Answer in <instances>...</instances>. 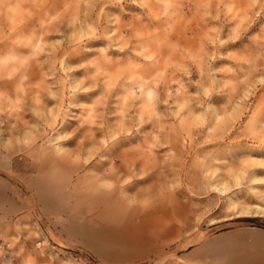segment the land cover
Instances as JSON below:
<instances>
[{
    "label": "rangeland",
    "instance_id": "1",
    "mask_svg": "<svg viewBox=\"0 0 264 264\" xmlns=\"http://www.w3.org/2000/svg\"><path fill=\"white\" fill-rule=\"evenodd\" d=\"M0 264H264V0H0Z\"/></svg>",
    "mask_w": 264,
    "mask_h": 264
},
{
    "label": "bare ground",
    "instance_id": "2",
    "mask_svg": "<svg viewBox=\"0 0 264 264\" xmlns=\"http://www.w3.org/2000/svg\"><path fill=\"white\" fill-rule=\"evenodd\" d=\"M91 127V126H89ZM88 127V128H89ZM92 128V127H91ZM90 130V129H89ZM88 130V131H89ZM84 141V140H83ZM90 141V140H89ZM89 144V142H88ZM87 144V145H88ZM91 144V143H90ZM86 145V144H85ZM84 145V146H85ZM78 149V148H77ZM85 149V147H84ZM97 149V148H96ZM100 150V149H99ZM81 152V151H80ZM99 152V151H97ZM99 154V153H98ZM120 154V153H119ZM122 154V152H121ZM125 154V153H124ZM57 159V158H56ZM91 159V158H90ZM52 160V159H51ZM59 160V159H58ZM64 160V159H63ZM92 160V159H91ZM114 160V159H113ZM95 161V160H94ZM117 161V160H116ZM73 162V161H72ZM90 162V161H88ZM64 163V162H63ZM91 164V163H90ZM121 165V164H120ZM137 165V164H136ZM139 166V165H138ZM48 167V166H47ZM115 163H112L109 167H104L103 168V171H111L113 172V170L115 169ZM92 168V167H91ZM125 168V167H124ZM72 170V169H71ZM93 170V169H91ZM119 171V170H117ZM106 173V172H104ZM107 174V173H106ZM48 175V174H47ZM42 176V175H41ZM112 176V175H111ZM114 176V175H113ZM101 177V176H100ZM110 177V176H109ZM47 178V177H46ZM44 179V178H43ZM99 179V177H98ZM106 180V179H105ZM46 182V181H45ZM53 182V181H52ZM59 182V181H58ZM61 182V181H60ZM50 183V182H49ZM53 184V183H52ZM59 184V183H58ZM43 185V184H42ZM55 186V185H54ZM43 187V186H42ZM33 188V186H32ZM54 188V187H53ZM41 189V188H40ZM124 189V188H123ZM33 190V189H32ZM43 190V188L41 189ZM52 190V188H51ZM56 190V188H55ZM40 191V190H39ZM118 191V190H117ZM61 192V191H60ZM123 192V191H122ZM53 194V193H52ZM2 195V194H1ZM47 195V194H46ZM62 196V195H61ZM65 196V195H64ZM41 197V196H40ZM127 197V196H126ZM64 198V197H63ZM67 197H65L66 199ZM50 199V198H49ZM41 200V199H40ZM38 201V200H37ZM50 201V200H49ZM122 199L120 197H117L115 196L112 192H103L101 193L100 195H98L96 197V199L94 200L93 198V201L92 202V207L91 206H87L83 203V200L82 198L78 200L76 206H75V210H76V213L78 214V212H83L85 211L84 213H89L88 217H82L84 219V221H87V222H92V223H95V224H110V223H113V224H117V223H121L122 221V217L120 215H118V207L121 203ZM132 202V200H131ZM44 204V203H43ZM46 206V205H45ZM130 207V206H129ZM133 207V206H132ZM36 209V208H35ZM60 209V208H59ZM134 208L129 211L130 212V215H133V212H134ZM137 210H138V207H137ZM60 211V210H59ZM61 212V211H60ZM129 214V213H128ZM139 214V213H138ZM127 215V214H126ZM130 215H129V218L128 219H131L130 218ZM145 216V215H144ZM77 217H80V216H77ZM76 217V218H77ZM144 218V217H143ZM124 221V219H123ZM127 221V220H126ZM129 221V220H128ZM160 221V220H159ZM123 224V223H122ZM121 228V227H120ZM89 230H92L91 232L87 230L88 233H86L85 235V239L89 242H93V241H96V229H90ZM120 230V229H119ZM119 233V232H118ZM53 234V233H52ZM120 234V233H119ZM121 235V234H120ZM53 236V235H52ZM5 237V236H4ZM3 237V238H4ZM122 237V236H121ZM57 238V237H56ZM127 237H125V240H126ZM104 239V238H103ZM115 240L113 241V244H119L120 243V240L118 238H114ZM122 242V241H121ZM123 243V242H122ZM125 243V242H124ZM116 246V245H115ZM122 246V245H121ZM117 247V246H116ZM115 247V248H116ZM107 249V248H106ZM105 249V250H106ZM110 249V248H109ZM104 250V249H103ZM102 250V251H103ZM115 250V249H114ZM107 252V251H106ZM105 253V252H103ZM112 253V252H111ZM110 254V253H109ZM108 254V255H109ZM41 256V255H40Z\"/></svg>",
    "mask_w": 264,
    "mask_h": 264
}]
</instances>
